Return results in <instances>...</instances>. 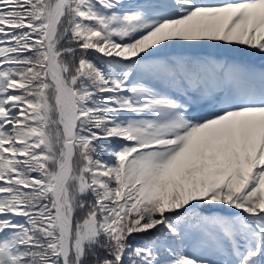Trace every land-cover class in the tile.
<instances>
[{
    "label": "snow or ice",
    "instance_id": "snow-or-ice-1",
    "mask_svg": "<svg viewBox=\"0 0 264 264\" xmlns=\"http://www.w3.org/2000/svg\"><path fill=\"white\" fill-rule=\"evenodd\" d=\"M0 264H264V0H0Z\"/></svg>",
    "mask_w": 264,
    "mask_h": 264
}]
</instances>
